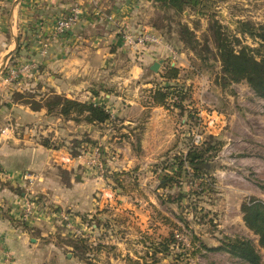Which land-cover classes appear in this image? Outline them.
Wrapping results in <instances>:
<instances>
[{"label":"crops","instance_id":"1","mask_svg":"<svg viewBox=\"0 0 264 264\" xmlns=\"http://www.w3.org/2000/svg\"><path fill=\"white\" fill-rule=\"evenodd\" d=\"M77 1L83 12L80 21L72 30L55 37L56 21L69 13L74 0H0V181L8 183V186L0 184V244L3 243L0 264H75L74 258L68 257L69 252L63 253L66 246L57 243L58 236L64 237L65 233L63 229L55 230L54 220L45 219L39 212L38 216L27 218L25 228L11 223L13 219L23 220L25 204L14 190L32 188L37 195L52 197L60 186L57 175L60 166L72 172L74 189L78 188L77 175L81 182L85 180L79 171L85 165L83 160L77 161L70 154L38 144L26 145L36 141L32 130L6 129L1 134L6 127L3 121L11 120L8 125L12 127L40 125V129L73 125L78 128L75 130L78 136L84 134L101 143L114 139L117 157L107 172L123 173L133 165L142 170L149 162L157 163L158 159L188 151L191 129L186 124V114L182 116L177 109L155 106L151 98L157 86L164 85L161 73L167 64L181 69L178 82L192 88V100L185 103L186 108L203 115L206 112L202 111L204 101L200 91L204 93L211 87L210 76L188 77L191 54L183 51L177 39L167 40L153 29L149 19L154 9L149 0ZM109 17L114 20L110 21ZM143 29L159 35L162 45L130 47L122 37L124 32ZM45 43H48L46 52ZM159 61L164 62L160 72L149 75L151 66ZM28 62L38 63L39 69L15 83L5 81L7 68ZM15 93L28 94L26 103L14 101ZM52 95L101 106L111 115V120L104 124L86 121L77 124L57 113H49L45 100ZM28 176L33 180H27ZM96 182L95 188H109L105 180ZM128 195L105 198L106 204L115 207L118 214L114 216L120 220L117 232H122L113 244L119 247L116 249L121 257L128 252L123 237H133L135 218L143 217ZM86 196L84 192L82 198L73 197L72 201L81 203ZM76 204L74 210L82 211L80 204ZM87 205L90 207V203ZM101 227L109 229V226Z\"/></svg>","mask_w":264,"mask_h":264},{"label":"rangeland","instance_id":"2","mask_svg":"<svg viewBox=\"0 0 264 264\" xmlns=\"http://www.w3.org/2000/svg\"><path fill=\"white\" fill-rule=\"evenodd\" d=\"M201 1L196 7L188 8L182 17H178L172 13L164 14L156 8L154 0H149L154 9L149 19L150 24L152 27L163 26L160 31L153 29L174 42L178 37L174 23L180 19L196 28V35L203 44L209 34V25L214 20L223 26L228 35H237L242 45L259 47V39L238 33L237 23L252 21L258 26H264V0ZM151 31L143 29L127 33ZM213 71L211 87L204 93L200 91V96L204 101L202 111L208 114L215 111L218 114L214 125L209 127L206 112L204 113L206 142L210 141L209 137H213V144H220L216 156L208 160L211 170L199 174L186 164L184 169H180L177 164L183 159L169 158L172 156L158 159L157 163L149 162L142 170L133 165L129 171L124 170L123 173H108L117 157L114 139L101 143L100 140L84 134L78 136V132H75L78 128L73 125L59 124L53 127L43 126L40 129V125L12 127L8 125L11 120L3 121L6 127L1 134H5L6 129H13L15 132L32 130L33 139L36 141L26 145L38 144L85 162V165L79 167L85 180L81 182L77 175L76 189L73 188L75 184H71L72 172L60 166L57 173L60 186L55 188L52 197L46 194L37 195L32 188L14 190L25 203L21 216L23 220L13 219L10 222L25 228L27 219H24V213L28 207L31 208L28 218L38 216L40 212L45 219L54 220L52 222L58 228L55 230L63 229L65 233L64 237L58 236L57 243L66 246L63 247V253L69 252L71 256L68 257L74 258L75 264H247L227 252L204 248L201 252L197 251L200 247L199 241L209 248H218L225 236L252 241L264 264V249L259 246V236L246 226L242 212V205L251 199L264 203V98L257 96L245 81L232 84L226 90L216 86L214 83L220 73L219 66L215 64ZM152 74L156 73H149ZM1 129L2 127L0 131ZM107 143L110 144L108 151ZM23 144L21 146H26ZM66 162L64 161L65 164ZM102 167L106 170L104 175L101 174ZM26 179L33 180L31 176ZM103 180L107 181L109 188L94 187L96 181ZM0 184L8 186L6 182L0 181ZM106 191L108 198L105 197ZM23 192L25 195L21 196ZM84 192L88 196L86 200L81 203L72 201L73 197L82 198ZM125 194L133 198L134 205L143 217L135 218L136 223L133 230H130L133 237H123L126 239L124 243L128 252L121 257L116 249L119 247L113 244L122 232H117L120 220L114 216L118 214L114 210L115 205L114 208L110 207L105 203V198L110 200L109 197L116 198ZM102 198L104 203L100 207ZM75 203L80 204L82 211L74 210L77 206ZM62 214L69 215L75 224L79 220L78 226L85 224L82 230L89 233L91 238L69 232V228L59 217ZM147 217L150 219L145 221ZM106 223L109 229L100 227ZM194 237L199 241H194ZM76 240L79 250L74 245ZM170 241L172 244L175 242L170 253L155 252V246L159 247Z\"/></svg>","mask_w":264,"mask_h":264},{"label":"trees","instance_id":"3","mask_svg":"<svg viewBox=\"0 0 264 264\" xmlns=\"http://www.w3.org/2000/svg\"><path fill=\"white\" fill-rule=\"evenodd\" d=\"M154 2L157 5L156 8L164 14L172 13L182 17L188 8L196 7L202 1L154 0ZM174 25L177 28V40L182 44L183 51L191 54L189 78L206 74L210 78L213 77V67L216 64L220 68L215 83L213 81L216 86L226 90L232 84L245 81L257 96L264 98V26H258L252 21L237 23V31L241 36L259 39V47L251 48L242 45L241 39L237 35H228L218 21L213 20L210 23L209 34L205 37L203 44L196 35V28L191 27L189 23H184L179 19ZM153 28L160 31L164 27L153 25ZM180 76L181 69L167 64L161 73L164 85L159 84L151 98L155 106H163L170 110L177 109L182 116L186 114V124L189 125L190 132H192V129L198 124L199 112L186 108L185 103L192 100V88L186 83L180 84L178 82ZM28 96V94L15 93L14 101L26 103ZM45 103L49 113H57L67 120L86 121L91 124H104L111 120V115L103 107L94 104L82 103L58 95L49 96ZM209 139V142H206L205 139L200 146H193L189 139L188 151L185 154L175 153L169 158H182L184 161L180 159V163L177 164L180 169H184L186 164L197 174L207 172L211 170L208 160L216 156L220 144L214 145L213 137H209ZM242 212L246 226L259 236V246L264 249V203L251 199L242 205ZM100 224L98 223V225ZM106 225L107 223L103 226ZM194 241L199 240L194 237ZM77 242L78 240L73 243L79 250ZM199 243L198 252H201L202 248L209 251L227 252L247 264H262V256L250 240L225 236L222 237L221 245L218 248H209L201 241ZM173 245L175 242L173 244L172 241L164 242L159 247L155 246V252L170 253ZM193 245L196 244L193 243Z\"/></svg>","mask_w":264,"mask_h":264},{"label":"built area","instance_id":"4","mask_svg":"<svg viewBox=\"0 0 264 264\" xmlns=\"http://www.w3.org/2000/svg\"><path fill=\"white\" fill-rule=\"evenodd\" d=\"M82 13L83 12L80 5L78 4V1L74 0V3L72 4L69 10V13L56 21L54 27L55 37H58L72 30L80 21ZM109 19L110 21L114 20L113 17H109ZM122 37L130 47L159 46L162 45L163 43L162 38L154 33L124 32ZM47 46L48 43H45L44 52H46ZM38 69H39V64L35 62H28L21 66H11L7 68L4 73L5 81L7 83H15L19 81L21 77L31 74L32 72L37 71ZM206 117L208 118V126L210 127L214 125L215 119L218 117V114H216L215 111L211 112V114H208L206 112ZM206 117L202 114V112L198 113V124L192 129V132L190 133L191 144L193 146H200L205 141L206 133L204 128L205 125L204 121ZM105 172L106 170L102 167L101 174L104 175ZM30 213H31V208L28 207L26 209V212L24 213V219H27ZM59 217L61 221H63L62 223H65L67 225V227L69 228V232H73L72 234L80 235L83 238H88L87 236L91 238V235H89V233H87L85 230H82L83 229L82 227L76 226L75 223H73L69 215L62 214Z\"/></svg>","mask_w":264,"mask_h":264},{"label":"water","instance_id":"5","mask_svg":"<svg viewBox=\"0 0 264 264\" xmlns=\"http://www.w3.org/2000/svg\"><path fill=\"white\" fill-rule=\"evenodd\" d=\"M164 64V62L163 61H159V62H156V63H154L152 66H151V72H153V73H159L160 72V69H161V67H162V65ZM69 256H71L70 254H69Z\"/></svg>","mask_w":264,"mask_h":264}]
</instances>
